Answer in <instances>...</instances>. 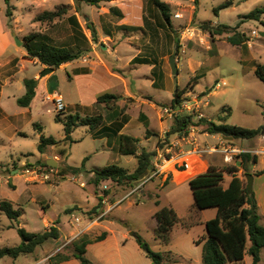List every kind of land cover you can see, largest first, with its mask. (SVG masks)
<instances>
[{
    "label": "rangeland",
    "instance_id": "obj_1",
    "mask_svg": "<svg viewBox=\"0 0 264 264\" xmlns=\"http://www.w3.org/2000/svg\"><path fill=\"white\" fill-rule=\"evenodd\" d=\"M72 1L10 0L11 5L15 7L13 18L10 19L6 15L8 7L6 1L0 0V106L6 112L5 117H0V201H10L16 209L22 210V216L18 222H12L0 212V247H15L21 244L22 238L18 234V227L25 228L28 232L41 233L56 224L61 229L62 239L53 244L55 246L61 244L62 249L65 243L72 242L66 249L68 254H72L73 242L83 237L97 238L101 235V228L104 225L114 231L115 238H111L109 242L112 247L110 249L117 250L115 244L118 243L120 252L133 254L135 251H140L139 264H152L151 259L146 255L145 247L147 246L154 252L178 259L177 261L164 260L163 264H202L203 246L195 244L194 240L206 234L207 230L199 225L191 228L190 223L197 212H205L203 215L206 218L210 215L216 216L217 209L198 210L195 207L189 183L162 187L161 181L157 178L158 175L140 188L146 187L144 195L139 194L140 190L130 194V187L112 181H104L96 186L92 182L93 176L89 171L110 165L122 166L133 171L138 162L133 156H125L112 150L107 145L106 139L97 138L95 131H89L87 127H79L74 132L75 142L65 146V155L61 154L60 149L64 147L61 145L49 147L45 154L39 152L41 131L36 129L35 124L43 126L46 137L52 136L57 140L65 137L64 126L55 120L59 112L53 103L43 99L30 107H23L18 103V99L24 97L27 92L24 80L34 79L37 74L42 75L47 67L30 59L24 60V56L16 52L22 47L18 45L15 37L24 44L25 36L32 32H42L47 28L48 33L61 34V37L54 38L57 43L66 46L74 45L75 42L70 37L71 30L76 36L78 31L71 28L68 21L54 25L34 21L38 14L52 11L62 4H71ZM162 1L172 5L171 26L166 24L161 11L152 0H145L149 28L142 31L129 27L126 31H121L117 40L108 41L111 47L117 49L116 52L115 49L108 51V44L98 38V42L94 43L97 45L98 56L91 54V57H85V54L81 57L82 59L73 62L69 67L56 69L44 77L40 76L39 79L53 77L51 89L62 94L67 104L79 102V96L86 92H90L96 99L106 93L116 94L118 100L115 108H126V114L130 117V122L123 132L137 136L143 143L141 145L149 151L162 150L160 145L164 143L163 139L166 138L175 115L171 119L162 117L161 114L166 107L174 109L172 100L177 88L186 90V93L181 96V105L184 101L195 98L200 100L199 110L188 113L198 117L194 118L195 123L200 118H206L216 124L236 125L248 129L261 127L264 124V83L255 75V69L257 64H264V19L262 21L245 20L243 17L256 8L264 7V0H234L236 2L234 7L220 10L218 15L214 12L215 8L226 0ZM80 7L79 22L83 29L91 34L86 27L85 15L89 16L90 22L92 21L90 17H95L99 11L104 10L84 2L80 4ZM175 13H182L183 17L176 19ZM70 14H73V7L67 17ZM222 24L231 26L232 31L212 37L205 28L206 25L218 27ZM12 25L13 29L10 27ZM9 28L13 43L11 46H8L5 41V33ZM253 31L257 34H253ZM235 33L244 35V45H234L230 42L229 38ZM76 42L79 47L73 49L82 50L81 47H85L80 39ZM137 46L143 51L140 57H145L146 60L151 59L156 64L157 77L160 72L164 77L163 79L158 77L159 87L156 90L145 88L153 97L143 98L154 105H145L143 108L140 104H136L137 99L125 95L122 82L111 77L102 66L94 65V61L104 60L122 68V71L117 69L116 72L125 77L131 91L135 90L136 85L144 83L147 86L149 81L145 76H150L147 66L124 67L125 62L137 52ZM183 49L184 52H182ZM177 50L176 58H180L179 74L173 76L170 58ZM12 54L18 55L24 69L16 70V63L13 62L7 66L9 62L6 58ZM82 60L86 64H82ZM81 66L90 67L93 70L89 75L76 74L77 77H74V69ZM10 76L13 77L12 81ZM80 76L81 78L78 79ZM217 84L219 87L214 89L215 93L212 97L201 102L208 88ZM91 106L87 113L74 110L72 106L67 107L62 117L65 119L67 115L76 113L85 116L108 115L109 111L104 104L95 103ZM225 107L231 109V114L227 120L220 121L219 116L226 117L228 114L223 112ZM141 112L148 117L145 123L139 121ZM179 112L187 114L183 108ZM163 126L165 129L162 130ZM148 130L154 133L153 136L149 135L152 138L149 142L146 140ZM261 137L239 141L244 146L243 149L252 150V154L258 155V162L264 159V150H262L264 140ZM114 140L111 138L112 143ZM239 148L242 147L239 145ZM47 161L58 163L53 172L51 166L48 167ZM256 166L255 170L251 168V174L261 171V164ZM39 167L42 168L40 172L50 174L49 180L35 181L30 174L25 173L26 170L38 171ZM72 169H78V172ZM64 171L65 175H63ZM192 172L193 169H190L187 173L192 174ZM241 173L242 179L247 184L244 172ZM229 177V175L226 176V185ZM82 182L86 183L85 187H81ZM101 195L108 197L110 205L123 198L124 200L117 204L100 223L88 228L89 216L95 214L90 213L101 202ZM167 206L174 208L179 219L171 231V243L168 246L157 238L155 232L157 221L154 217L157 211ZM102 209L106 207L101 202L97 212ZM258 211L260 214L259 207ZM208 213L211 214L207 215ZM76 217L81 218L80 224L75 222ZM261 223L264 225V217ZM81 230L82 232L78 235ZM125 232L128 233L126 239L120 236ZM138 236L145 242L143 247L137 240ZM50 243L44 247L52 250ZM103 249L100 244L93 245L90 255H97ZM41 251L42 248L39 249V253ZM27 256H20L17 263L23 264ZM5 261L8 264L16 260L5 258L2 264ZM238 264H252V257L247 254L244 261ZM260 264H264V248Z\"/></svg>",
    "mask_w": 264,
    "mask_h": 264
},
{
    "label": "trees",
    "instance_id": "obj_2",
    "mask_svg": "<svg viewBox=\"0 0 264 264\" xmlns=\"http://www.w3.org/2000/svg\"><path fill=\"white\" fill-rule=\"evenodd\" d=\"M5 1L8 6L6 15L11 19L13 18V10L15 7L11 5L10 0ZM73 1L76 12L80 14V4L82 2L100 7L102 3L118 0ZM152 2L161 11L166 24L171 26V7L162 0H152ZM233 5L234 0H226L215 8L214 12L218 15L220 10L228 9ZM72 7L73 6L70 4L56 6L52 11H45L38 14L34 21L47 23L48 25L57 24L67 18ZM263 17L264 7H259L243 18L245 20L262 21ZM67 20L71 27L75 31H78L76 32L78 36L85 38L83 29L76 15L68 17ZM10 27L12 28V26ZM87 28L91 32L92 40L98 42L97 31L94 24L88 22ZM205 28L212 37L229 33L233 29L231 26L225 24L219 25L218 27L206 25ZM229 40L234 45L245 44L243 34L235 33ZM23 47L28 53V58L38 60L47 68L50 67L55 70L59 69L64 64L80 59L84 52L88 51H74L69 47L53 45L42 32H32L25 36ZM177 47L179 48V45ZM174 55L178 56V50ZM133 61L135 63L151 62L139 57H136ZM255 75L264 83V64L256 65ZM24 84L26 85L27 92L24 97L18 99V103L23 107H29L36 95L37 81L35 79H25ZM212 90L213 89H209L207 93L204 94H209ZM184 93H186V90L176 89L172 100L174 109L181 105V96ZM117 100L118 96L110 93L97 97V103L104 104L109 111L106 116L99 114L96 116L82 117L79 114H70L64 119L62 115L65 113L59 112L55 120L63 124L65 137L61 140H57L52 136L46 137L44 134H41L40 144L38 146L39 152L45 154L49 147L53 148L61 145L64 146L60 149L61 154L65 155L66 151L64 148L70 143L75 142L72 134L79 127H87L92 132L100 129L98 132L100 135L107 134V136H111L109 134L113 132V135L118 136L117 151L122 155L135 157L138 162L137 167L133 171H129L122 166L110 165L95 170L92 182L96 186H99L104 181H112L128 188L130 187L131 189L134 188L139 182L148 178L154 170L153 159L157 155V151H149L146 147H142L141 140L133 135L125 133L119 135L121 129L128 123L129 116L126 114V108H115ZM223 112L228 114L226 117L219 116L220 121L227 120L231 114V109L225 107ZM146 119L147 117L144 114H141L139 117V120L144 123L147 122ZM109 121H113V128L106 126V122ZM192 126L203 127V130L210 135L219 134L227 138L231 137L234 140H251L259 136H264V124L257 129H248L236 125L216 124L214 121L206 118H200L198 122L195 123L194 115L178 112L170 130L167 132L166 138L163 139L164 143H162L160 147L165 149L168 144V146H170L172 136L177 135L179 138L188 137ZM35 127L42 132V127L39 124H35ZM146 134L147 139L150 138L148 135H154L151 130H148ZM172 156V154H169L168 158ZM257 163L258 155L245 151L235 155L234 162L231 164L223 168L211 165L205 173L199 174L189 181L195 200V207L198 210L217 209L216 217L206 223V236L196 241L197 245L203 246L202 264H238L244 261L247 254L252 257V264H260L262 250L264 248V225L261 223L262 217L258 211L255 192L249 193L247 184L242 177L239 176L241 170H243L245 177L247 174H251L252 166ZM239 164L242 165L241 168ZM72 170L78 172V169ZM263 172L264 170L254 175L259 176ZM63 175H65V171ZM226 175L231 176L228 185L225 184ZM100 205L101 202L90 214H96ZM0 212L6 215L12 222H18L22 216V210L16 209L10 201L6 200L0 201ZM154 217L157 221V228L155 230L157 238L161 243L168 246L170 244L171 231L179 220L178 215L173 207H164L157 211ZM17 231L22 238L21 244L15 247H0V260L6 257L18 259L22 255L33 254L38 247L44 245L48 241L60 238V230L56 224H53L41 233L28 232L25 228L21 227H18ZM106 235L107 233H103L94 240L89 237H83L73 242L74 250L72 254H56L52 258V261L58 263L75 258L79 260L81 264H93L87 257V246L93 242L104 240ZM137 240L141 247L145 245L141 237L138 236ZM146 255L151 259L152 264H163L164 260L176 261L170 256L167 257L162 253L152 251L148 246L146 247Z\"/></svg>",
    "mask_w": 264,
    "mask_h": 264
},
{
    "label": "crops",
    "instance_id": "obj_3",
    "mask_svg": "<svg viewBox=\"0 0 264 264\" xmlns=\"http://www.w3.org/2000/svg\"><path fill=\"white\" fill-rule=\"evenodd\" d=\"M235 4H236V2H234V5ZM70 5L73 6V14H70L68 17L76 15V17L78 19L79 14L76 12L74 1H72ZM169 5H170V7H171V9L173 11L172 5L171 4H169ZM234 5L232 7H234ZM97 8H99V10H104V11L103 12L99 11L98 15H95V17H93V16L90 17L91 20H92L90 22L94 23V26H95L96 31H97V39L99 38L100 41H104L105 43L108 44V46H109L108 51L110 49H115V52L117 51L116 48L111 47V45H110V43L108 41L117 40L118 39V34L121 31H126V28H129V27L137 29V30L144 31L149 26V23H148V20H147L148 19V14L146 13L145 0H118V1H113V2L102 3L100 5V7H97ZM85 16L87 17L86 18V20H87L86 27H87V23L89 22V16L88 15H85ZM67 18L62 20V21H60V22L68 21ZM15 19H14V21H15ZM263 19H264V17H263ZM78 21H79V19H78ZM80 25H81V23H80ZM14 27L17 29L16 26H14ZM81 27L83 29L82 25H81ZM12 29H13V25H12ZM72 31L73 30H71L70 37H71V39L73 38V41L75 42V44L72 45V46H66V45L57 43L54 38L56 36L57 37H61V34L58 33V32H54V33L51 34V33H48V29L45 28L42 31V34L46 38H48V41L51 44L56 45V46H60V47H69L71 49H73L74 47L75 48L79 47V45L77 44L76 41L78 39H80L85 44V47H83V48L81 47V49L82 50L84 49L85 51L88 50V52H84V54H83V55L86 54L85 57H91V54H93L95 56H98V52L96 50V46L97 45L94 44V43H97V42H94L92 40V36H91V34H88L87 30L83 29V34H84L85 38H83L81 36H76V34L72 33ZM14 35H15V33H14ZM10 36H11V32H10V28H9V30H7V32L5 33V41H6L8 46H11L13 44L12 43V39H11ZM21 47H22L21 50L20 51H16V52L20 53L22 56H24L23 57L24 60L25 59H30V58H28L27 51H24L25 48L23 47V45ZM103 48H105V47L103 46ZM137 48H138L137 52H135L134 55L125 62L124 67L139 68L140 66H147L149 74H150V76L149 75L145 76V77H147V79L149 81L147 86L144 85V83L141 84L142 86L141 85H136L135 90L131 91L129 89V87H128V82L125 79V77L116 72L117 69L122 71L123 70L122 68H120L118 66L116 67L113 63L110 64V63H108V62H106L104 60H100L98 62L94 61V63H95L94 65L95 66H102L103 70H105L111 77H113V78L119 80L120 82H122V84L124 86L125 95L127 97H131V98L137 99L136 100V104L137 103L140 104V107L143 108L145 105H154L152 102L151 103L147 102L143 98V97H153L152 94H150V92L145 90V88L156 90L157 87H159L158 77L161 78L162 77V73L160 72L158 74V77H157V66H156L155 63H153L151 61V59H149V61H151L149 63H144V62L135 63L133 60L136 57L146 59L145 57H140V55L143 53V51H142V49L139 46H137ZM73 50L77 51V49H73ZM80 59H82V58H80ZM30 60H32V59H30ZM179 60H180V58H179ZM179 60H177V65L180 62ZM6 61L9 62L7 64V66L9 64H11L12 62L16 63V66H15L16 70H20V68L24 69V67H22V65L20 63L21 62L20 58L16 54H12L10 57L6 58ZM33 61L34 62H39L38 60H33ZM117 61L120 62L119 59H117ZM72 63L73 62L68 63V64H64V65H62L60 67V69L61 68H67ZM82 64H86V63H84V61L82 60ZM87 64H88V62H87ZM43 67H45V66L43 65ZM91 70H93V69L90 68V67L88 68L86 66H84V67L81 66V67L75 68L74 69V77H77L76 74H78V75H89ZM178 70H179V68H178ZM40 76H42V75L37 74L35 76V78H34L37 81L36 95H35L34 99L32 100L30 106H32L33 104H36L41 99L51 102L50 100H48V97L54 91H57V90H52L51 87H50L52 85L51 82L53 80L52 79L53 77H48L46 79H43V78L39 79ZM79 78H81V76L78 77V79ZM163 78L164 77H162V79ZM10 79L12 81L13 77L10 76ZM71 79H72V77H71ZM218 87H219V84H217L215 86H212V87H209L208 89H213L212 92H210L209 94H206L203 97V99L201 100V102H203V100H208V98H211L212 95L215 93L214 89H217ZM63 98H64V96H63ZM79 99H80L79 102H74L72 104H67L66 101H65V98H64V101H65L67 107L70 108L72 106V107H74V110L76 109V110L85 111V113L88 112V109L90 108V106L92 104L94 105L95 103H97V99L95 98V96L91 95L90 92H86V93L81 94L79 96ZM138 99H140L141 101L138 100ZM206 104L208 105V101H207ZM76 114H79L80 116L85 117V115H81L80 113H76ZM141 114H144L147 117V115L144 112H141L140 115ZM5 115H6V112L0 106V117L3 118V117H5ZM96 115H99V114H96ZM96 115H89V116H96ZM140 115H139V117H140ZM147 119H148V117H147ZM129 122H130V117H129L128 123L125 124V126L119 132V135L124 133L123 131L127 127V125L129 124ZM112 123H113V121L106 122V126H110L111 128H113ZM40 126L42 127L41 134H44L43 133V126L42 125H40ZM163 129H165V126L162 127V130ZM99 130L94 132L95 136L97 138H99V139H106L107 140V145L112 150H115L116 152H118L117 151L118 136L113 135V132L111 134H109L111 136H107V134H101L100 135V133H98ZM18 133H21V132H18ZM73 134H72V137H73ZM135 137L138 138L137 136H135ZM111 138L115 139L113 143L111 142ZM146 138H147V134H146ZM261 138L264 140V136H262ZM146 140L149 142L150 140H152V138H149V139H146ZM223 141L230 142L231 144H235L236 143L237 144L236 147L239 148V145H240V147H242L241 149L244 148V146L239 143L240 140L229 139V138L224 137V136L219 135V134L210 135L205 130H203V127H198V126H192L190 134L186 138H179L177 135L172 136L171 137V143H170V151H171L170 154L173 155L172 156L173 160H172V162L170 164H166L164 166L163 171L157 177L161 181V186L162 187L170 186V185L181 186V185H183L185 183H189V181L193 177H195V176H197L199 174L205 173L211 165L217 166L219 168H223V167L231 164L233 160H231L229 162H225L224 161V155H222L221 153H213V154H210V153L196 154L194 152L188 153V151H192L197 145L201 149H208V148H211V147L220 146ZM141 146L145 147L143 145H141ZM243 150L253 153L252 150H249V149H243ZM262 150H264V148H262ZM185 161L189 164V166H190L189 169H184L181 166V163L185 162ZM258 164H261V166H262L261 167V171L264 170V159L261 160L260 162H258L256 165H258ZM256 165L252 166V170H255V168L257 167ZM167 167H169L170 169H166ZM190 169H193L192 174H188L187 173V172H189ZM242 171L243 170H241L240 173H239L240 177H242V173H241ZM86 172H88V171H86ZM89 172H91V176H94V171H89ZM81 173H83V172H81ZM229 178H230L229 179V182H230L231 176ZM147 180L148 179L146 178V180L139 182L140 184L136 185L134 188H132L130 190L131 191L130 194L138 186H140V185L143 186L145 183H147L149 181V180L148 181ZM13 181H14V178H13ZM145 192H146V187L144 189H140L139 194L144 195ZM254 192H255L257 203H258V207H259V210H260V215H261V217H264V172L261 175H259V176H255L254 175ZM134 193H136V192H134ZM134 193H132V194H134ZM101 196H103V195H101ZM105 197H107V196H105ZM101 199H102V197H101ZM107 200H108V197H107ZM104 206L107 208L108 204H106ZM167 207H172V206H167ZM203 214H205V212H203V211H200L199 213L197 212V215H195V218L192 219V222L190 223V225H191L190 227L191 228H193V227H195L197 225L201 226L202 228H206V223L209 220H211V219L216 217V216L210 215L211 213H208L207 215H210V216H207L205 218ZM59 230H60V238L57 239V240H51V241L47 242V243L51 242L50 244L52 245V248H53L52 250L48 249L47 247H44V245L47 244V243H45L44 245L38 247L33 254H29L27 256V259H24L23 264H36L39 261L45 260L50 255H54L55 256L56 254H59V253L64 254V255H68V251L66 249L72 242L65 243L64 246L62 247V249H61V246H62L61 244L58 245V246H55L53 244V243H58L62 239L61 229L59 228ZM103 233H107L106 238L104 240L99 241V242H93L92 244H89L87 246V257L92 261L93 264H139L140 263V257H141L140 251H135V253H133V254L120 252L121 250L119 248L118 243L115 244L116 247H117V250H115V249L111 250L110 248H112V247L109 245V242H110L111 238H115L114 237V231L112 229H110L108 226L102 225L101 235ZM127 234H128L127 232L121 233L120 236H122L123 238L126 239L127 238ZM206 234L201 236L199 239L205 237ZM199 239H195L194 240L195 244H196V241L199 240ZM170 243H171V241H170ZM97 244H100V246H102L104 249L101 250L97 255L91 256L90 255L91 247L93 245H97ZM40 248H42V251L39 253V249ZM6 258H9V257H6ZM19 258L18 259H13V260H16V261L12 262V263H8V264H18L17 262H18ZM52 258L49 260V262L51 264H81L80 261L75 259V258H72V259L67 260V261L58 262V263L53 262ZM4 259L5 258L0 260V264H2V261H4ZM173 259L176 260V261L178 260V259H176L174 257H173ZM25 260H27V261H25ZM261 261H262V259H261ZM6 262L7 261H5L4 264H7Z\"/></svg>",
    "mask_w": 264,
    "mask_h": 264
},
{
    "label": "built area",
    "instance_id": "obj_4",
    "mask_svg": "<svg viewBox=\"0 0 264 264\" xmlns=\"http://www.w3.org/2000/svg\"><path fill=\"white\" fill-rule=\"evenodd\" d=\"M174 17L176 19H181L183 17L182 13H175ZM194 34V33H193ZM253 34H257L256 31H253ZM184 47V45H182ZM184 52V49L183 51ZM177 60H179V58H177ZM48 100H50L54 106L55 109L57 110V112H65L67 106L66 103L64 101L63 96L58 92V91H54L49 97ZM182 108L188 113L190 112H194L195 110H199L200 108V100H197V98L193 99V100H188V101H184L183 104L181 106L178 107V109H172V108H164L163 109V113L161 114L162 117H168V118H173L174 115L176 116L177 113L182 110ZM194 118H198L197 116H194ZM196 153V154H204V153H221L222 155H224V161L225 162H229L231 160H233V157L235 155L241 154L242 152H245V150H241L240 148L233 146L231 143L227 142V141H223L221 143L220 146H216V147H211L208 149H201L198 145L192 150V151H188V153ZM170 146L166 149H157V155L154 157L153 161H154V170H153V174L151 175V177L148 179H152L155 176H158L161 174V172L164 169V166L166 164H170L173 160V157L168 158V154H170ZM181 166L184 169H189L190 166L189 164L185 161L181 163ZM42 168L39 167L38 171L37 170H26L25 173L30 174L33 178V180L38 181L39 179H45V180H49L50 179V174L48 173H43L40 172L39 170H41ZM55 168L51 167V171L53 172ZM147 180V181H148ZM146 182V181H145ZM144 182V183H145ZM81 187H85L86 183L82 182L80 183ZM142 187V185L138 186L132 193L137 192L140 190V188ZM131 193V194H132ZM124 199H121L119 202L110 205L108 203L107 197L102 196L101 202L103 203V205L108 204V207L106 209H102L99 210L96 214L94 215H90L89 219V225L88 228H91L92 226H94L95 224L100 223L104 218L107 217V215L117 206V204L121 203ZM75 222L80 224L81 218L80 217H76L75 218ZM84 230V229H83ZM82 232V230L78 233V235ZM54 255H50L48 258H46L43 261H39L36 264H51L49 262V260L53 257Z\"/></svg>",
    "mask_w": 264,
    "mask_h": 264
},
{
    "label": "water",
    "instance_id": "obj_5",
    "mask_svg": "<svg viewBox=\"0 0 264 264\" xmlns=\"http://www.w3.org/2000/svg\"><path fill=\"white\" fill-rule=\"evenodd\" d=\"M15 40L16 42L18 43L19 46H22L23 45V42L15 37ZM170 65H171V69H172V74L173 76H176L179 74V70H178V65H177V58L175 55H172L171 58H170ZM55 71L54 68H46L45 71L43 72L42 74V77L50 74V73H53ZM229 139H233L231 137H229ZM47 165L48 166H51L53 168H56L58 166V163L53 161V162H50V161H47ZM242 165L239 164V167H241ZM17 172V171H15ZM246 179H247V188H248V191L249 193H252L254 191V175L253 174H247L246 176ZM132 235H135L134 233H132ZM146 248V247H145Z\"/></svg>",
    "mask_w": 264,
    "mask_h": 264
}]
</instances>
